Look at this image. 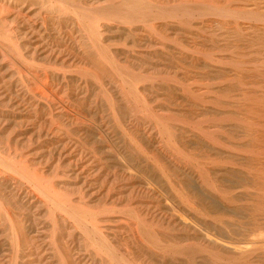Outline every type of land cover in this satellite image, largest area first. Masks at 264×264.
<instances>
[{
    "label": "bare ground",
    "instance_id": "obj_1",
    "mask_svg": "<svg viewBox=\"0 0 264 264\" xmlns=\"http://www.w3.org/2000/svg\"><path fill=\"white\" fill-rule=\"evenodd\" d=\"M0 264H264V1L0 0Z\"/></svg>",
    "mask_w": 264,
    "mask_h": 264
},
{
    "label": "rangeland",
    "instance_id": "obj_2",
    "mask_svg": "<svg viewBox=\"0 0 264 264\" xmlns=\"http://www.w3.org/2000/svg\"><path fill=\"white\" fill-rule=\"evenodd\" d=\"M239 1V0H238ZM262 1H264V0H262ZM225 19L226 20H228L229 22H231L232 23V25L235 23V19L234 20H232L231 18H229V17H225ZM118 42V41H117ZM121 42V41H120ZM119 42V43H120ZM122 42H124V41H122ZM120 44H122V43H120ZM90 120H92V118L91 117H89V121L88 122H90Z\"/></svg>",
    "mask_w": 264,
    "mask_h": 264
}]
</instances>
